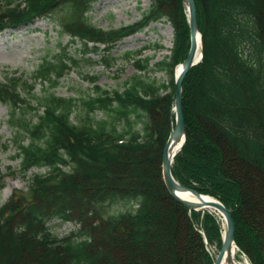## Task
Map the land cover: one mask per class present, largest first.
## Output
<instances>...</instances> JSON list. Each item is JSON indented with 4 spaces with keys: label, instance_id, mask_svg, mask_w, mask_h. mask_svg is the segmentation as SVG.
Wrapping results in <instances>:
<instances>
[{
    "label": "trees",
    "instance_id": "obj_1",
    "mask_svg": "<svg viewBox=\"0 0 264 264\" xmlns=\"http://www.w3.org/2000/svg\"><path fill=\"white\" fill-rule=\"evenodd\" d=\"M96 1L0 0V31L29 24L60 3L71 17L62 36L80 46L87 64L101 55L110 70L115 43L135 25L97 28L88 16ZM195 4L203 59L184 80L186 143L173 175L232 210L237 246L251 264H264V0ZM163 19L190 43L183 0H151L142 22ZM183 40L172 69L189 53ZM137 56L127 52L124 59L146 71L150 60ZM79 64L60 52L62 71ZM60 67L54 73L43 59L30 82L0 78L19 171L47 169L30 178L31 201L0 205V264H214L206 241L221 249L220 220L179 203L163 178L175 80L159 86L135 75L122 89L95 85L79 98H62L54 91L63 79ZM38 83L47 85L45 94L31 102ZM1 147L8 149L0 137ZM3 183L0 171V193ZM56 219L75 229L59 237L49 226Z\"/></svg>",
    "mask_w": 264,
    "mask_h": 264
},
{
    "label": "rangeland",
    "instance_id": "obj_2",
    "mask_svg": "<svg viewBox=\"0 0 264 264\" xmlns=\"http://www.w3.org/2000/svg\"><path fill=\"white\" fill-rule=\"evenodd\" d=\"M151 6V0H97L88 14L91 22L104 31L120 30L131 25L140 26L139 31L118 40L115 43L111 56L116 59L114 67L110 70L101 63V55H91L93 64H87L85 59L80 58L78 44L70 45L71 38L62 36V32L68 31L65 25L71 21V17L65 16V7L57 4L48 15L36 17L29 24L21 25L18 28H4L0 31V78L16 76L21 78L20 84L25 80L34 77L35 70L44 59L47 65L56 73L60 67V52L64 49L73 58L77 59L79 67L71 71L64 69L61 72L63 79L54 89L56 95L62 98H79L87 94L95 85L104 89H122L125 82L135 75L140 76L146 82H154L159 86L170 84L175 77V70L172 63L177 57V44L184 37L177 38L173 26L167 19L156 21L145 25L142 22L144 14ZM180 40V41H179ZM189 46L187 39L183 40ZM190 41V40H189ZM101 49L104 45H99ZM184 46V44H183ZM127 52L138 55L137 58L149 59L148 69L139 72L138 64L134 61H125L124 55ZM162 62H166L164 67ZM96 82V83H94ZM46 86L36 85L35 93L29 97V101L35 102L45 94ZM27 110L29 108L27 107ZM173 114V112H172ZM27 118L37 120L35 114H27ZM174 120V115H173ZM9 119V108L0 103V137L1 143L7 144L8 149L0 148V171L7 175L4 189L0 193V205H5L11 199L22 197L32 200L28 191L29 179L35 174H45L46 168H33L26 176L19 172L20 160L14 159L16 154L12 141L15 130ZM120 203V206H123ZM213 212L219 220L220 216ZM52 232L63 237L75 229L72 223H64L60 220H53L49 224ZM212 254L217 253L216 246L210 247ZM236 260L245 264V257L236 252Z\"/></svg>",
    "mask_w": 264,
    "mask_h": 264
},
{
    "label": "water",
    "instance_id": "obj_3",
    "mask_svg": "<svg viewBox=\"0 0 264 264\" xmlns=\"http://www.w3.org/2000/svg\"><path fill=\"white\" fill-rule=\"evenodd\" d=\"M183 2L188 11L191 46L188 56L182 64V70L180 74L177 75L175 80V125L171 131L169 140L163 152V178L168 191L179 203L196 211L209 208L214 209L222 215L225 222L223 244L214 264H223L226 258L229 261L231 260L232 254L237 247L235 242L236 226L234 218L232 216V211L226 208V206L216 198L203 195L194 189L183 186L178 180H176L172 171L174 158L180 152L186 142V123L183 110L184 80L191 68L196 66L203 57L202 34L199 29L198 13L195 0H183ZM199 42L201 45L200 58L198 59V61H196L197 55L199 53ZM185 193L194 195L195 197L200 199V202L189 201L179 196L180 194ZM206 197H208L210 200H206Z\"/></svg>",
    "mask_w": 264,
    "mask_h": 264
},
{
    "label": "bare ground",
    "instance_id": "obj_4",
    "mask_svg": "<svg viewBox=\"0 0 264 264\" xmlns=\"http://www.w3.org/2000/svg\"><path fill=\"white\" fill-rule=\"evenodd\" d=\"M200 49H201V45L199 42V53L197 55V60L200 58ZM182 70V64H179L176 68V75L180 74ZM176 153V152H175ZM179 196H181V198L189 200V201H193V202H200V199H198L197 197H195L194 195L190 194V193H185V194H180ZM206 200H210L208 197L205 198ZM223 264H242L240 262H238L236 260V251L232 254V258L229 261L227 258L224 260Z\"/></svg>",
    "mask_w": 264,
    "mask_h": 264
}]
</instances>
